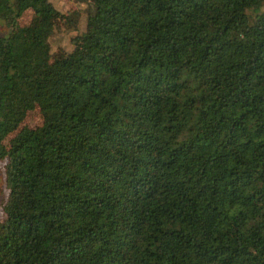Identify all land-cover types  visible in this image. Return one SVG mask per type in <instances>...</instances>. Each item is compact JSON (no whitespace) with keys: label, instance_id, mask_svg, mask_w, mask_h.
I'll use <instances>...</instances> for the list:
<instances>
[{"label":"trees","instance_id":"16d2710c","mask_svg":"<svg viewBox=\"0 0 264 264\" xmlns=\"http://www.w3.org/2000/svg\"><path fill=\"white\" fill-rule=\"evenodd\" d=\"M88 8L0 0V264H264V0Z\"/></svg>","mask_w":264,"mask_h":264},{"label":"rangeland","instance_id":"374dc122","mask_svg":"<svg viewBox=\"0 0 264 264\" xmlns=\"http://www.w3.org/2000/svg\"><path fill=\"white\" fill-rule=\"evenodd\" d=\"M49 2L54 6V8L60 14H69L72 11L77 10L79 12V17L75 26L71 28L64 26L62 23L58 24L49 39V46L51 49V59L63 57L65 54L69 53L72 50V45L70 43L71 39L77 35H82L84 33V26L86 21L87 13L92 9L88 8V5L92 0H49ZM32 15L31 11H28L23 16L22 23H27ZM6 33H3L0 29V35L4 36ZM41 123V116L37 110H34L28 113L23 124L20 126L27 128H34L39 126ZM16 134H12L5 141L7 142L11 137ZM5 162L0 163V215L2 211V203L5 198V183L3 175V166Z\"/></svg>","mask_w":264,"mask_h":264}]
</instances>
